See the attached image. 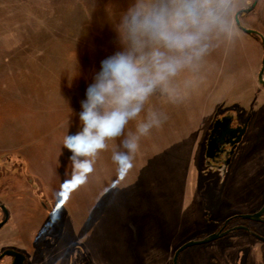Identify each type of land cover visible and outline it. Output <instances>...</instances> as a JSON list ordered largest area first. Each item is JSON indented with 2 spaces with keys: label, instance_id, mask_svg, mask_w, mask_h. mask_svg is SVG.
I'll list each match as a JSON object with an SVG mask.
<instances>
[{
  "label": "rangeland",
  "instance_id": "1",
  "mask_svg": "<svg viewBox=\"0 0 264 264\" xmlns=\"http://www.w3.org/2000/svg\"><path fill=\"white\" fill-rule=\"evenodd\" d=\"M262 40L264 0H0L14 242L56 264H168L199 207L220 213L197 161L228 109L251 115L229 186L264 192Z\"/></svg>",
  "mask_w": 264,
  "mask_h": 264
},
{
  "label": "flooded vegetation",
  "instance_id": "2",
  "mask_svg": "<svg viewBox=\"0 0 264 264\" xmlns=\"http://www.w3.org/2000/svg\"><path fill=\"white\" fill-rule=\"evenodd\" d=\"M214 122L216 126L212 129ZM250 122V114H239L231 109L219 112L211 121L198 154L200 187L196 192L202 201L206 199L204 193L217 194L221 197V210L210 216L207 206L199 207L200 226H193L196 230L176 245L168 264H174V253L183 244L210 236L216 238L181 251L176 264H264V192L257 195L249 191L248 186L236 191L229 186L233 161L245 142ZM15 217L9 207L0 202V233L10 234L8 239L0 241V264H56L54 254L44 252V248L29 249L26 254L25 244L14 242V236L19 233ZM8 252L14 254H6ZM74 261L71 250L62 264H75Z\"/></svg>",
  "mask_w": 264,
  "mask_h": 264
},
{
  "label": "water",
  "instance_id": "3",
  "mask_svg": "<svg viewBox=\"0 0 264 264\" xmlns=\"http://www.w3.org/2000/svg\"><path fill=\"white\" fill-rule=\"evenodd\" d=\"M247 33H252L253 31L251 30H245ZM261 45H262V50H263V55H262V59H261V67L258 71V74H257V82L259 85L263 86L264 87V79H263V74H264V41L262 40L261 42ZM216 126V122H214L213 124V128L214 129ZM245 128L242 130L241 132V135L243 134ZM216 237L214 236H210V237H207V238H204V239H201V240H192V241H189V242H186L185 244H183L181 247H179L175 253H174V264H176V258L178 256V254L183 251L185 248L187 247H191V246H195V245H199V244H203V243H207L213 239H215ZM6 254H11L13 255L14 252H8Z\"/></svg>",
  "mask_w": 264,
  "mask_h": 264
},
{
  "label": "crops",
  "instance_id": "4",
  "mask_svg": "<svg viewBox=\"0 0 264 264\" xmlns=\"http://www.w3.org/2000/svg\"><path fill=\"white\" fill-rule=\"evenodd\" d=\"M3 35V34H2Z\"/></svg>",
  "mask_w": 264,
  "mask_h": 264
}]
</instances>
